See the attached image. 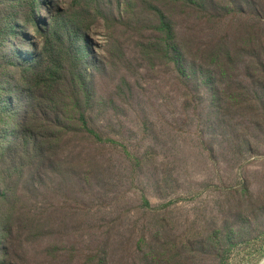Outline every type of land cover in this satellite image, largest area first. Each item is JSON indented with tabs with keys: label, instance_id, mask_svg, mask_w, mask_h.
<instances>
[{
	"label": "rangeland",
	"instance_id": "rangeland-1",
	"mask_svg": "<svg viewBox=\"0 0 264 264\" xmlns=\"http://www.w3.org/2000/svg\"><path fill=\"white\" fill-rule=\"evenodd\" d=\"M121 1L0 0V264H259L264 0ZM61 13L89 53L48 87Z\"/></svg>",
	"mask_w": 264,
	"mask_h": 264
},
{
	"label": "trees",
	"instance_id": "trees-1",
	"mask_svg": "<svg viewBox=\"0 0 264 264\" xmlns=\"http://www.w3.org/2000/svg\"><path fill=\"white\" fill-rule=\"evenodd\" d=\"M26 1L29 3L31 9V20L34 21L35 19L33 15L37 0ZM94 1L97 2L96 7L97 5L103 7L104 0ZM123 3L124 2L119 0L120 7L123 6ZM155 11L157 12L158 16L160 32H163L166 37L171 40L174 36V30L171 22L169 21V17L165 15L159 7H155ZM76 19L77 18H73L72 15L61 13L53 18L50 25H47L39 30L41 32V38L44 40V42L42 43L38 60L42 63V65H45L40 75L48 87H53L55 84L60 85V83L66 78V60L62 59V57L64 54H70V52L72 53V56L69 55V59L73 58L75 60L74 68L71 69V78L77 81L75 83H82V75L78 73L76 64L79 65L81 61L85 62L87 59V54L89 53L87 43L85 41V30L87 29H83L84 27L81 26ZM9 23V39H11L17 33L19 21L17 20L16 16H14ZM31 24H36V26H38L37 23L33 22L29 23L28 26H31ZM64 38L71 40V45L67 44V41L64 40ZM70 83L72 82L70 81ZM49 102L53 104L54 107H57L59 103L55 95H51L49 97ZM78 120L81 124V127H84V129L94 133V136L97 140H102L99 134L95 133L93 129L88 127L86 118H84L82 113L78 114ZM144 204L146 206H150L146 199L144 200Z\"/></svg>",
	"mask_w": 264,
	"mask_h": 264
},
{
	"label": "bare ground",
	"instance_id": "bare-ground-1",
	"mask_svg": "<svg viewBox=\"0 0 264 264\" xmlns=\"http://www.w3.org/2000/svg\"><path fill=\"white\" fill-rule=\"evenodd\" d=\"M259 264H264V258L262 259V261Z\"/></svg>",
	"mask_w": 264,
	"mask_h": 264
}]
</instances>
